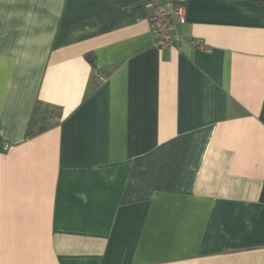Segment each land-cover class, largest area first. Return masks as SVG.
Masks as SVG:
<instances>
[{"label": "crops", "instance_id": "1", "mask_svg": "<svg viewBox=\"0 0 264 264\" xmlns=\"http://www.w3.org/2000/svg\"><path fill=\"white\" fill-rule=\"evenodd\" d=\"M152 1L0 0V264H264V1Z\"/></svg>", "mask_w": 264, "mask_h": 264}, {"label": "built area", "instance_id": "2", "mask_svg": "<svg viewBox=\"0 0 264 264\" xmlns=\"http://www.w3.org/2000/svg\"><path fill=\"white\" fill-rule=\"evenodd\" d=\"M148 22L154 37V45L158 48L174 47L180 41L176 34V22L184 23V6L181 3L172 4L170 1L153 0L147 5ZM197 47L203 48L204 43L196 40ZM3 149L8 150L10 144L0 135Z\"/></svg>", "mask_w": 264, "mask_h": 264}, {"label": "trees", "instance_id": "3", "mask_svg": "<svg viewBox=\"0 0 264 264\" xmlns=\"http://www.w3.org/2000/svg\"><path fill=\"white\" fill-rule=\"evenodd\" d=\"M256 1H264V0H256Z\"/></svg>", "mask_w": 264, "mask_h": 264}]
</instances>
